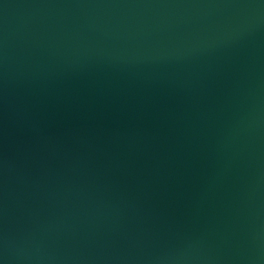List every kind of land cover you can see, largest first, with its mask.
<instances>
[{"label":"water","instance_id":"95a60500","mask_svg":"<svg viewBox=\"0 0 264 264\" xmlns=\"http://www.w3.org/2000/svg\"><path fill=\"white\" fill-rule=\"evenodd\" d=\"M0 264H264V0H0Z\"/></svg>","mask_w":264,"mask_h":264}]
</instances>
